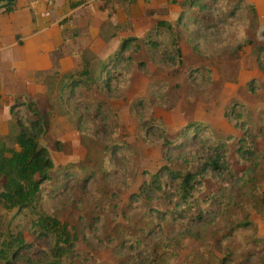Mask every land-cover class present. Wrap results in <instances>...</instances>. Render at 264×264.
Returning <instances> with one entry per match:
<instances>
[{
  "label": "trees",
  "instance_id": "1",
  "mask_svg": "<svg viewBox=\"0 0 264 264\" xmlns=\"http://www.w3.org/2000/svg\"><path fill=\"white\" fill-rule=\"evenodd\" d=\"M2 2L5 12L14 10L16 0H0V10ZM178 4L174 23L159 22L142 38L118 39L116 51L102 60L95 57L94 67L85 62L81 73L55 74L42 81L49 109H58L76 124L90 153L88 160L94 156V167L57 168L49 150L40 144L50 126L51 110L40 109L26 98L12 107L8 134L0 136V264H97L91 253L79 250L82 237L88 241L94 237L109 248L117 264H169L186 238L200 241L203 254L218 264L236 263L232 253L238 250L236 245L248 240L245 231L257 227L252 214H264V110L256 113L242 102L228 107L226 117L240 132L238 137L218 138L201 123H188L170 136L166 124L150 114L168 100L169 84L150 83V97L134 103L132 110L140 135L145 142L162 146L166 164L156 173L143 172L129 204L122 211L117 206L122 192L135 185L138 160L119 138L115 110L97 96L125 97L135 70L148 73L146 63L137 62L135 54L145 52L163 69H182L179 41L184 35L211 38L206 51L229 60H238L246 47L257 43L256 62L264 71V43L256 40L261 23L254 5L245 0H181ZM188 79L207 86L213 82V72L197 68ZM247 91L264 95V82L254 79ZM233 161L244 169H236ZM101 189L107 190L103 209L127 222L134 215L138 218V227L125 229L119 240L100 239L105 210L90 215L72 211L86 201L95 203ZM77 191L82 201L74 196ZM262 243L255 239L251 244ZM161 252L169 253L170 259L162 258ZM246 254L240 264H253L255 258L259 264L263 257L261 251Z\"/></svg>",
  "mask_w": 264,
  "mask_h": 264
},
{
  "label": "rangeland",
  "instance_id": "2",
  "mask_svg": "<svg viewBox=\"0 0 264 264\" xmlns=\"http://www.w3.org/2000/svg\"><path fill=\"white\" fill-rule=\"evenodd\" d=\"M127 2L126 0H123ZM181 0H158L159 5L147 4L142 9H136V15H132L117 25L111 22H106L102 25V37L104 43L96 46V51L93 52L87 49L83 54L81 67L74 69L73 74L81 73L84 69L85 62H89L90 67H94L98 62L93 61L95 57L103 59L119 48L118 39L135 36L142 38L150 30L157 26L159 22L169 20L172 23L177 19L180 12L178 2ZM124 3L123 10L128 13V8ZM110 3V2H109ZM120 4L115 1L109 4L108 8ZM146 8V9H145ZM113 10H115L113 8ZM258 43H264V24L261 25L256 33ZM208 42L211 38L205 37L201 40L191 39L190 36H182L179 41V47L183 55V68L173 69L164 68L156 61L151 62L146 53L135 54L137 62L146 63L148 73L136 69L133 75V82L130 90L125 94V97H115L117 94H98V98L107 100L108 104L115 110L120 123V136L126 144H128L137 155L139 174L135 181V185L121 194V199L117 206L122 211L129 204V197L132 193H136L140 184L143 181L142 173H156L164 166L165 160L163 157L162 146L159 144H151L144 141L139 132V122L133 113V104L143 97H150L148 94V86L150 83L165 81L169 84L168 100L164 104H159L151 111V115L156 119L162 120L166 126L170 136L175 135L188 123H201L214 131L218 138L224 139L228 135L241 136L240 132L236 131L232 124L229 123L226 117L228 107L234 102H242L256 113L264 110V95H251L247 91L248 84L254 79L264 82V71L261 70L256 62L258 53L256 46H248L242 52L238 60H229V57L224 55H211L206 51ZM87 64V65H88ZM86 67V66H85ZM209 68L213 72V82L207 86L203 84H192L188 81L191 70ZM80 69V70H79ZM63 75L66 73H45L40 81L51 75ZM26 101L36 103L37 107L44 110H51L52 118L49 120V128L40 139L41 146L47 148L53 157L56 167L66 164H83L92 168L95 166L94 156L92 160H88L90 154L86 145L83 142L82 134L78 130L76 124L69 116H62L58 109H49L47 102V94L45 99H32L26 97ZM156 141L155 138L152 139ZM235 141L231 143L234 149ZM259 148L263 145L259 144ZM234 167L239 171L244 167L233 161ZM211 186V184H209ZM106 189H101L98 193L101 195L95 203L91 204L86 201L80 205V208H74L72 211L75 215H90L94 210L97 213H102L104 223L101 227L100 239L111 237L119 240L125 229H136L138 227V218L134 215L131 222H127L122 218H116L110 214V209L103 206L106 204ZM206 191L202 193L204 195ZM74 196L80 201L84 199L83 195L77 191ZM252 221L257 225L252 230H247L244 233L248 240L237 244L238 250L232 252L236 257V263L240 264L244 260L249 251H256L263 254L261 262L264 264V214L254 212ZM28 241H32L31 237L27 236ZM255 239H261L262 244L255 247L251 243ZM79 250L84 254L91 253L97 264H117V259L113 256L111 250L102 244L98 243L96 238L91 241L85 240L82 237L79 241ZM233 251L235 250L232 247ZM237 249V248H236ZM159 255L162 258L170 259L169 253L161 252ZM218 258L222 256L217 254ZM161 258V259H162ZM253 264L258 262V258L251 259ZM169 264H218L216 259H210L203 254L202 243L200 241L186 238L183 248L172 257Z\"/></svg>",
  "mask_w": 264,
  "mask_h": 264
},
{
  "label": "crops",
  "instance_id": "3",
  "mask_svg": "<svg viewBox=\"0 0 264 264\" xmlns=\"http://www.w3.org/2000/svg\"><path fill=\"white\" fill-rule=\"evenodd\" d=\"M115 1L120 4L108 8ZM245 1L255 6L261 25L264 24V0ZM123 2L16 0L11 12H5V2L1 3L0 136L8 134L16 103L26 97L46 100V87L40 81L45 73L74 72L81 67L87 49L95 52L96 46L104 43V23L109 21L115 26L129 15H136L137 8L148 7L144 0L127 1V13ZM150 3L159 5L158 0Z\"/></svg>",
  "mask_w": 264,
  "mask_h": 264
}]
</instances>
